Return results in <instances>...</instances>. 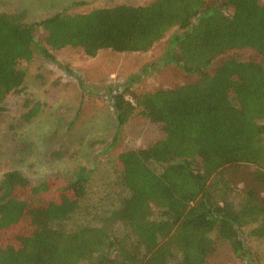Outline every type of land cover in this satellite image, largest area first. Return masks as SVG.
Returning <instances> with one entry per match:
<instances>
[{"label": "trees", "instance_id": "16d2710c", "mask_svg": "<svg viewBox=\"0 0 264 264\" xmlns=\"http://www.w3.org/2000/svg\"><path fill=\"white\" fill-rule=\"evenodd\" d=\"M170 31L164 62L194 81L140 95L128 85L109 89L115 141L137 108L162 138L116 156L104 207L89 202L83 168L38 186L5 173L0 234L18 228V246L0 244V264H214L218 242L258 264L241 234L251 228L250 237L264 240V0H153L64 9L39 22L0 12V116L4 100L25 91L18 66L34 50L51 60L47 48L89 58L145 53ZM245 49L257 61L234 56L209 71L219 56ZM22 105L25 123L42 109L30 98Z\"/></svg>", "mask_w": 264, "mask_h": 264}, {"label": "rangeland", "instance_id": "374dc122", "mask_svg": "<svg viewBox=\"0 0 264 264\" xmlns=\"http://www.w3.org/2000/svg\"><path fill=\"white\" fill-rule=\"evenodd\" d=\"M152 1L0 0V12H25V21L39 22L64 9L82 14L95 8L121 4L140 6ZM173 32L167 33L145 53L101 51L89 58L80 49L52 51L47 48L52 60L34 50L30 60L20 62L18 68L25 73V91L7 97L5 111L0 116V182L5 173L16 170L33 186H38L54 176L73 178L83 168L91 172L89 202L92 205L99 202L98 206L104 207L99 199L108 197L105 194L114 177L116 156L146 148L163 136L161 126L150 122L137 108L115 141L110 87L128 85L133 93L140 95L196 79L179 66L164 62ZM40 38L39 33L36 42L40 43ZM234 56L242 58L238 62L257 61L250 49L228 52L219 56L209 71ZM26 98L42 104L39 115L30 123L21 120ZM47 196L55 205L60 204L57 194ZM78 219L81 220V216ZM250 229L245 228L241 234L250 251L249 258L254 263L264 264V240L250 237ZM17 236L18 228L0 234V244L9 242L16 247ZM216 256L214 264L215 261L217 264H245V259L238 257L226 243H217Z\"/></svg>", "mask_w": 264, "mask_h": 264}]
</instances>
